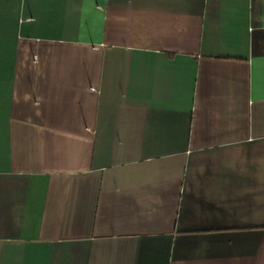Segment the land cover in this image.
I'll return each mask as SVG.
<instances>
[{"label":"crops","instance_id":"1","mask_svg":"<svg viewBox=\"0 0 264 264\" xmlns=\"http://www.w3.org/2000/svg\"><path fill=\"white\" fill-rule=\"evenodd\" d=\"M0 264H264V0H0Z\"/></svg>","mask_w":264,"mask_h":264}]
</instances>
